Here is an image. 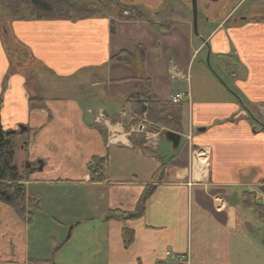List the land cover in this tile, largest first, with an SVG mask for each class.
<instances>
[{
    "label": "crops",
    "instance_id": "obj_1",
    "mask_svg": "<svg viewBox=\"0 0 264 264\" xmlns=\"http://www.w3.org/2000/svg\"><path fill=\"white\" fill-rule=\"evenodd\" d=\"M232 10L194 36L192 22L0 9V121L32 204L20 218L0 202V264H178L166 252L188 264H264V220L242 204L264 190V125L254 121L264 117V18L227 25ZM123 50L127 63L110 60ZM204 53L235 66L241 97ZM147 78L161 102L187 94L177 128L127 103ZM96 157L107 161L100 181L87 169Z\"/></svg>",
    "mask_w": 264,
    "mask_h": 264
},
{
    "label": "trees",
    "instance_id": "obj_2",
    "mask_svg": "<svg viewBox=\"0 0 264 264\" xmlns=\"http://www.w3.org/2000/svg\"><path fill=\"white\" fill-rule=\"evenodd\" d=\"M108 6L103 8L108 11L111 6L117 7V3L107 0ZM110 6V7H109ZM112 8V7H111ZM0 9L12 19H21V13L25 12L28 18L37 20H79L94 17L98 14H107L96 8L94 4H86L78 0H0ZM121 11V12H120ZM117 14L123 17L124 9ZM126 11V10H125ZM138 17H143L140 11L136 12ZM132 16H128L133 17ZM126 17V16H124ZM171 22H161L157 24L159 29H167ZM132 57L127 51H120L111 56L112 62L127 63ZM141 92L131 93L127 97V103L134 108L135 114L142 117V112L146 111V120L153 123H160L168 129L178 127L180 119L181 104H174L171 101H159L151 91L149 78ZM0 99V108H1ZM147 103L145 107L143 103ZM14 143L11 138L7 137L2 128L0 121V202L14 210L20 218L29 216V208L32 204L25 196L23 180L25 178L14 162ZM106 159L93 158L88 165V173L92 181H100L104 177L106 168ZM149 192L142 194L137 208L141 212L144 208V202ZM244 207L253 211L254 215L264 220V204L254 199L253 194H245L243 203Z\"/></svg>",
    "mask_w": 264,
    "mask_h": 264
},
{
    "label": "rangeland",
    "instance_id": "obj_3",
    "mask_svg": "<svg viewBox=\"0 0 264 264\" xmlns=\"http://www.w3.org/2000/svg\"><path fill=\"white\" fill-rule=\"evenodd\" d=\"M78 1L84 2L86 4H94L96 8H101L100 11L102 13H107L110 15L115 14L116 16H118L117 14L119 13V11L124 9V11L122 12L123 15L126 17L134 15L133 19L135 20L144 19L143 21L158 22L179 21L177 24H184L186 22L187 28L190 25V22H192L191 0H112L114 3H117V7L115 8L114 6H111V8L109 6V10L114 9V11H108L103 8L104 6H108L107 0ZM231 9L233 10L230 15V20H228L227 22V25L232 23L235 24L233 20L235 21L237 19V21H239V18L241 16H248L249 18L255 17L259 19L261 17L264 18V0H197V31H201V25L203 24L205 18L209 19L208 23L210 26H214V24L222 21ZM137 11H140L143 14V17L136 16ZM21 14L22 16H27L25 12ZM191 33L195 36L192 23ZM198 60L202 61L205 68L213 69V71L218 75V78L223 80L233 92L240 96V92L236 90L233 85V81H231V79L229 78V74H232V71L235 70L234 65H229L228 62L225 61V59L223 60V64H221L220 61H218V59H215L214 57L207 59V54L205 53L203 55H200ZM194 67H196V63ZM260 112H262L264 115V106L260 107ZM254 113L257 118V120L254 119V121L259 124L260 128V126L264 125V117L260 116L256 111ZM151 126H153V124H149V129L152 128ZM88 222L89 224L86 225ZM80 226L81 228L85 227V229L88 230V226H93V221H83L81 222ZM53 236L55 238L59 237L57 234H54ZM73 242H75V237L71 236L67 241V236H65L63 240H61L60 245L62 246V244H66L68 245L67 248H70Z\"/></svg>",
    "mask_w": 264,
    "mask_h": 264
},
{
    "label": "built area",
    "instance_id": "obj_4",
    "mask_svg": "<svg viewBox=\"0 0 264 264\" xmlns=\"http://www.w3.org/2000/svg\"><path fill=\"white\" fill-rule=\"evenodd\" d=\"M186 97H187V94L182 93V92H177L171 97V102L174 104L184 102L186 100ZM143 105L146 107L147 103L144 102ZM145 117H146V111H143L142 118L144 119V121L146 119ZM142 125L143 124H141V127H140L141 130L143 129ZM255 200L259 203H264V190H261L258 194L255 195ZM166 256H169L173 261L177 262L178 264H182V263L188 264V259L186 258L184 259L181 256L173 255L169 252H166Z\"/></svg>",
    "mask_w": 264,
    "mask_h": 264
},
{
    "label": "water",
    "instance_id": "obj_5",
    "mask_svg": "<svg viewBox=\"0 0 264 264\" xmlns=\"http://www.w3.org/2000/svg\"><path fill=\"white\" fill-rule=\"evenodd\" d=\"M191 6H192V25L194 32L197 33V0H191ZM165 137L172 142L173 147H177L180 136L174 132L166 131Z\"/></svg>",
    "mask_w": 264,
    "mask_h": 264
}]
</instances>
